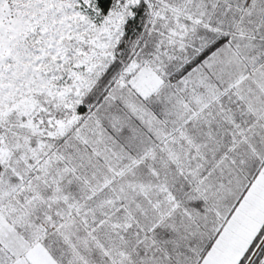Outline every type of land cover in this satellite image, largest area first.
<instances>
[{
  "label": "snow or ice",
  "instance_id": "1",
  "mask_svg": "<svg viewBox=\"0 0 264 264\" xmlns=\"http://www.w3.org/2000/svg\"><path fill=\"white\" fill-rule=\"evenodd\" d=\"M0 264H264V0H0Z\"/></svg>",
  "mask_w": 264,
  "mask_h": 264
}]
</instances>
